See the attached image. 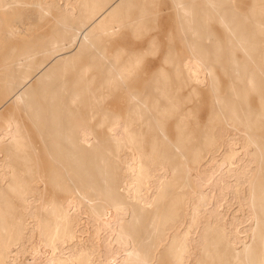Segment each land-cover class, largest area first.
I'll use <instances>...</instances> for the list:
<instances>
[{"label": "bare ground", "instance_id": "bare-ground-1", "mask_svg": "<svg viewBox=\"0 0 264 264\" xmlns=\"http://www.w3.org/2000/svg\"><path fill=\"white\" fill-rule=\"evenodd\" d=\"M151 1L0 0L8 40L0 39V264L19 263L14 248H24L23 264H158L163 248L168 264H264V20L255 4L232 26L222 12L228 0H201L196 19V0L165 5L190 14L179 16L190 57L131 89L124 120L91 122L93 102L130 86L127 47L160 21L147 16ZM30 6L37 10L22 8ZM211 19L224 24L242 63L233 56L221 68V43L204 42ZM35 21L37 37L24 34ZM195 21L187 33L184 22ZM208 87L213 104L194 139L200 123L190 118ZM104 124L101 139L94 127ZM42 151L53 168L46 199Z\"/></svg>", "mask_w": 264, "mask_h": 264}, {"label": "rangeland", "instance_id": "rangeland-1", "mask_svg": "<svg viewBox=\"0 0 264 264\" xmlns=\"http://www.w3.org/2000/svg\"><path fill=\"white\" fill-rule=\"evenodd\" d=\"M29 2H33V0H27ZM37 1V0H36ZM201 0H196L197 4H195L193 11H192V17L196 19V9L201 6ZM151 9L150 12L148 13V17L150 18H160V21L157 22L158 25H154L150 27L147 37L145 39V42H141L142 40L140 38H137L135 44L133 45L132 48L127 47L128 50L132 51V58H134L135 62L133 64V70L130 73L127 81L129 82L130 86L128 85L127 87L123 86H117L114 88H110L113 93L106 95L104 98V101L101 103H96L93 102V107L95 110L92 111V113L95 114L94 119H92V123L95 124L96 122H100L103 116H105L104 122L108 123L109 119L111 118L108 115L112 114H121L122 117L121 119L124 120L125 114L127 113L129 109V98L130 95L128 94L129 91L132 90H137L141 91L146 88V85L153 81L156 75L160 74L161 71L166 74V73H171L173 72L172 68L173 65L175 64L177 67H181L184 59L190 57L188 53V48L186 46V40L183 38L181 35V29H180V19L179 16L182 18V20L187 18V16H190L189 13H182L181 15H178L177 11L173 8L165 9V5H171L172 0H152L151 1ZM255 4L256 7L254 8V12L256 17H260L261 20H264V0H228L227 2L224 3V8L222 9V12L226 16V19L230 22V26L235 25L234 22L231 21V18H237V19H242L246 14H248L251 8V5ZM26 8L29 11H34L37 10V6L33 7H22ZM262 12V13H260ZM199 16V14H198ZM252 16V14H251ZM6 17V15H5ZM55 17H58V13H56ZM132 17V15H131ZM10 18H14V16H10ZM155 18V19H156ZM7 19V17H6ZM53 21L50 23V27L56 28L58 24L54 20V16H52ZM185 28L187 27V33L188 31H192V28H195L197 26V21L195 23H186ZM243 23V24H242ZM237 26H242L246 25V22L244 21H239L236 23ZM7 26V21L3 22L2 24V31H0V35L3 36V39H1V42H8V40L5 39V28ZM32 30L24 31V34H32L37 37V21L35 23L31 24ZM198 26H201L199 24ZM203 35H206L207 38L204 39V42L207 43H213L215 40H219L221 43L222 49L221 53H219V60L220 63L222 64L221 68L227 69L229 67V62L231 57H235L239 63H242L244 60V54L238 49L233 48V45H231L228 41V31L224 27V24L220 23L218 20L211 19L209 21H206L203 25ZM47 34L50 33V30H48V27H46L45 30H43ZM202 33V31H201ZM261 39H264L262 37ZM260 39V40H261ZM190 43H198L199 40L189 38L188 39ZM20 39H14L11 42H19ZM203 41V40H202ZM0 42V43H1ZM119 42V41H118ZM122 43L123 41L120 40ZM123 45V44H122ZM124 46V45H123ZM196 51L199 48L198 46L193 45L192 46ZM115 45L106 47V51L109 53L114 50ZM234 54L231 55V52ZM126 54V55H125ZM130 55V51H127L124 53L123 56ZM162 68V70H160ZM220 69V68H219ZM218 72L221 74V70H218ZM222 77L221 79V86H219L218 92L221 93L224 97L226 93H229V72H222ZM132 89V90H131ZM103 90H106L105 88ZM108 90V89H107ZM182 90V89H181ZM185 90V89H184ZM183 90V91H184ZM203 90V95H204V103L202 105H199L198 108H195L194 115L191 116V121H199L200 127H197L196 133L193 135V138L196 139L200 137L199 135V130L202 127L201 124H203L208 116L209 110L213 104V95L211 92V88H204ZM116 92V93H115ZM195 104H198L196 100H192L187 104V106H192ZM249 104L250 106L254 107L255 109H258L260 106L259 102V95L256 92H252L249 95ZM223 124L224 122L222 121V126L221 124L217 127L218 130L219 128L223 129ZM95 130L97 131V135L99 138L103 139L108 137L110 133V129L106 124L102 126H97L94 127ZM259 131V130H258ZM261 131V130H260ZM218 138V140L221 138L217 134L215 136ZM220 142V141H218ZM193 143V142H192ZM203 146H216V142L213 143H203ZM209 152L207 150H203L201 152V155H207ZM215 154H219L216 153ZM41 173L44 174L43 176L45 179V184L43 183V190L42 193L44 194V199H46L52 192H51V184H50V173L53 170V168L50 166V159L48 158L49 156L45 152H41ZM48 156V157H47ZM46 166V167H45ZM52 169H51V168ZM48 168V169H47ZM50 169V170H49ZM49 170V171H48ZM193 171V169H191ZM44 172V173H43ZM46 172V174H45ZM49 173V174H48ZM193 178V175H191ZM12 202L15 205H19L18 200L15 198L12 199ZM235 204V205H234ZM236 203H233L231 206L236 207ZM229 207L231 210L232 207ZM21 209L20 207H18ZM84 236H86V232L84 233ZM33 239V238H32ZM30 244V241L27 242V245ZM24 248H14L12 253L16 255L17 261H19L18 264H23V259L26 256L24 253ZM29 250V246L26 248ZM167 250L166 248H163L160 254V260L158 264H168V257L166 254Z\"/></svg>", "mask_w": 264, "mask_h": 264}]
</instances>
